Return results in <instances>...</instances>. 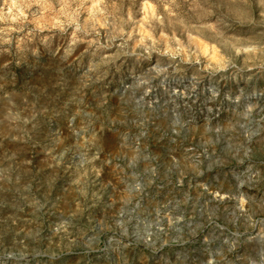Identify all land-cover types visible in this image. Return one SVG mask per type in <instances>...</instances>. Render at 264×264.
I'll use <instances>...</instances> for the list:
<instances>
[{"label": "rangeland", "instance_id": "obj_1", "mask_svg": "<svg viewBox=\"0 0 264 264\" xmlns=\"http://www.w3.org/2000/svg\"><path fill=\"white\" fill-rule=\"evenodd\" d=\"M0 264H264V0H0Z\"/></svg>", "mask_w": 264, "mask_h": 264}, {"label": "bare ground", "instance_id": "obj_2", "mask_svg": "<svg viewBox=\"0 0 264 264\" xmlns=\"http://www.w3.org/2000/svg\"><path fill=\"white\" fill-rule=\"evenodd\" d=\"M240 84V83H239Z\"/></svg>", "mask_w": 264, "mask_h": 264}]
</instances>
